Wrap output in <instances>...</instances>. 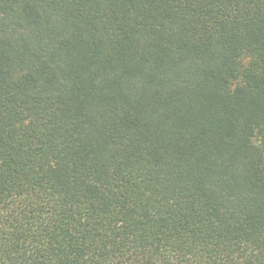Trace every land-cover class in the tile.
Wrapping results in <instances>:
<instances>
[{"label": "trees", "instance_id": "trees-1", "mask_svg": "<svg viewBox=\"0 0 264 264\" xmlns=\"http://www.w3.org/2000/svg\"><path fill=\"white\" fill-rule=\"evenodd\" d=\"M0 264H264V0H0Z\"/></svg>", "mask_w": 264, "mask_h": 264}]
</instances>
